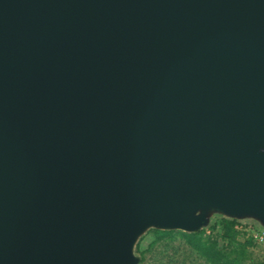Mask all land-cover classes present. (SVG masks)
<instances>
[{"label": "water", "instance_id": "1", "mask_svg": "<svg viewBox=\"0 0 264 264\" xmlns=\"http://www.w3.org/2000/svg\"><path fill=\"white\" fill-rule=\"evenodd\" d=\"M210 207L264 220V0H0V264H138Z\"/></svg>", "mask_w": 264, "mask_h": 264}, {"label": "trees", "instance_id": "2", "mask_svg": "<svg viewBox=\"0 0 264 264\" xmlns=\"http://www.w3.org/2000/svg\"><path fill=\"white\" fill-rule=\"evenodd\" d=\"M238 227L237 220L221 217L206 228L191 232L153 228L150 230L152 240L146 249L140 251V245L136 247L139 262L143 263L145 254L149 253L154 264H244L247 248L253 245V240L240 242ZM207 229L212 232L217 229L218 233L207 235ZM251 231L257 229L251 226ZM257 264H264V260Z\"/></svg>", "mask_w": 264, "mask_h": 264}, {"label": "rangeland", "instance_id": "3", "mask_svg": "<svg viewBox=\"0 0 264 264\" xmlns=\"http://www.w3.org/2000/svg\"><path fill=\"white\" fill-rule=\"evenodd\" d=\"M198 215H202L205 220L206 224L202 228H206L207 226L211 225L212 223L215 222V220L219 218H230V219H235L238 221L240 224V227H238L240 231V236L238 237L240 242L246 241L249 238H252L253 245H250L247 248V253L244 256V264H257L260 263L264 260V242L259 243L256 242L253 238V234L256 233L257 231L263 230L264 229V220L260 217L257 216L256 214L252 213H231L227 212L226 210L219 208V207H210V208H205L203 210L198 211ZM251 226L255 227L257 231L252 232L251 231ZM153 229L151 227L146 228L137 238L136 243L134 244L133 247V254L135 257L138 259V264H154L152 262L151 255L149 253H146L144 256V261L143 263H140V256L137 253V246L140 245V251L146 249L147 245L150 244L152 240V236L150 234V230ZM218 233L217 229L215 231H210L209 229L206 230L207 235H216ZM175 245V244H174ZM179 258H181L179 256ZM178 259V257H177ZM190 259V258H189ZM181 261V260H180ZM190 261V260H188ZM188 261H185L189 263Z\"/></svg>", "mask_w": 264, "mask_h": 264}, {"label": "built area", "instance_id": "4", "mask_svg": "<svg viewBox=\"0 0 264 264\" xmlns=\"http://www.w3.org/2000/svg\"><path fill=\"white\" fill-rule=\"evenodd\" d=\"M252 236L256 242H259V243L264 242V229L257 231Z\"/></svg>", "mask_w": 264, "mask_h": 264}]
</instances>
